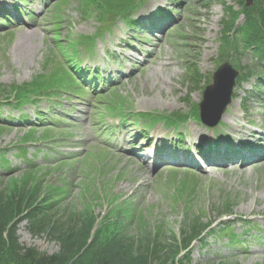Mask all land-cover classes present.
<instances>
[{
    "label": "rangeland",
    "instance_id": "1",
    "mask_svg": "<svg viewBox=\"0 0 264 264\" xmlns=\"http://www.w3.org/2000/svg\"><path fill=\"white\" fill-rule=\"evenodd\" d=\"M7 1L0 0V8ZM57 1L46 0L45 4L42 0H31L21 8L26 18L24 22L0 29V85L29 83L37 75H43V80L49 81L61 66L52 34L60 33L61 41L70 44L68 39L76 40L78 44L79 35L91 39L98 34L101 24L95 15H81L79 0H69L63 5L56 24L60 28L55 32L53 24L57 17L55 10L51 14L50 10ZM223 4L234 6L236 11L241 8L234 0H146L138 2L139 7L133 17L151 29L135 31L120 18L113 22L111 32L97 41L93 53H82L79 66L86 70L89 64H96L110 72V76L113 72L119 78L114 91L127 102V112L124 113L144 111L150 113L151 117L146 120L131 118L123 126V134H116V137L112 134L114 137L106 139L102 137L100 124L95 125L96 119L91 113L93 107L102 108L97 97L92 100L90 95L77 98L59 93L51 104L47 101L37 104L38 111L46 112L43 116L49 125L55 117L63 120L55 122L61 131L52 132L53 137L55 133H61L55 138V150H45L42 141L45 138L42 136L47 130L41 128L34 127L33 140L27 142L22 138L30 131L29 127L8 126L0 134V149H6L8 160L18 167V172L12 178H4L1 184L5 185L9 179H18L31 161L40 167L38 170L41 173L50 172L43 180L46 184H69L60 204L65 208L71 206L70 209L81 211L83 204H86L81 196L83 193L87 204L94 206L93 212L98 216L110 210L118 201L121 203L126 199V202L134 204L137 211L144 213L147 230L153 233L157 228L162 229L170 243L173 238L177 240L181 236L188 218H196L203 224L210 223L213 232L208 233L209 238L203 242L207 246L202 249L198 243L191 246L190 264H211L219 260L229 264H264V155L253 162L236 163L234 166L208 168L205 163L202 164L203 168L188 167L187 172L178 170L172 173V168L168 167H176L177 162L163 160L161 156L155 163L142 164L136 154L144 145L139 141L143 128H147L154 137L170 136L172 131L161 117L167 118L177 111L188 114L192 105L200 102L203 82L211 81L221 61L219 38ZM166 8L176 14L169 15ZM159 10H162L163 21L166 17L169 20L167 28L157 30L162 21L158 19L152 22L151 18ZM29 13H32V19L28 18ZM243 21L244 14L241 13L236 24L241 25ZM113 53L119 56L121 68H118V62H112ZM69 55L74 53L69 52ZM235 61L233 57L227 58L232 66H236ZM252 63V55L247 54L237 65L251 68ZM192 64L202 75L195 88L184 79L185 69ZM257 83V77H254L246 83L235 85L232 107L237 112V118L226 117L220 123L229 136L214 137L206 130L207 138H201L197 135L201 127H189L188 124H185L186 132H180L190 136L192 142L220 146L228 137L234 142L237 136L232 133L241 130L243 141L264 145V84ZM189 91H192L190 96H186ZM112 93L110 91L106 97L109 98ZM22 110L32 114L36 108L33 104H27ZM1 113L8 114V107H4ZM13 115H18V111H14ZM156 119V124L151 126L150 121ZM104 123L101 124L103 128ZM250 135L255 137L250 138ZM28 142H37V147L24 144ZM120 143L124 144L122 148L126 151L119 147ZM14 146L26 149L23 162L14 159ZM132 147L139 151H133ZM63 160H67V163H60ZM40 172L35 176L42 178ZM180 184L189 187L185 193L178 188ZM103 202L109 206L105 207ZM225 205H232L230 215L236 217L237 222L231 227L240 243L230 242L218 231L222 225L219 221L225 219L224 216L220 218L219 213ZM243 219L254 222L250 225L253 230H248L250 227ZM130 231L136 234L135 229ZM211 233L214 235L211 236ZM18 236L20 243L28 248L48 254L58 250L55 241L46 237H32L25 222L20 224Z\"/></svg>",
    "mask_w": 264,
    "mask_h": 264
},
{
    "label": "trees",
    "instance_id": "2",
    "mask_svg": "<svg viewBox=\"0 0 264 264\" xmlns=\"http://www.w3.org/2000/svg\"><path fill=\"white\" fill-rule=\"evenodd\" d=\"M84 2L87 6L91 3L99 7L100 4L104 5L108 11L118 8L125 11L132 5L129 0ZM237 2L242 6L243 0ZM225 9L230 16L229 20H222L224 30L227 29L223 39L226 44H231L230 33L239 13L228 7ZM242 11L245 20L234 29L235 36L244 45V50L253 52L255 58L264 63V0H256L254 8H242ZM234 46L236 50L237 41ZM242 70L244 77L248 71ZM262 75L264 77V71ZM199 76L194 68L190 70L188 80L196 83ZM60 82L64 81L61 79ZM25 88L10 87L7 90L0 86V99L8 98L13 92L18 93L17 98H20ZM1 165L10 169L3 156H0ZM34 174V170L27 172L18 179H9L5 185L0 181V264H183L182 260L177 259L180 253L194 239L200 238L208 227L199 221L190 220L185 224L186 229L182 230L181 240L173 238L174 244L171 245L162 229L154 233L148 231L142 217L138 215L137 236H133L130 230L135 214L132 209L125 207L115 213L116 220L106 218L92 234L95 216L89 209L76 212L60 205L67 185L44 187L45 174H41L42 178ZM224 213H229V210ZM22 222L27 223V231L31 236H45L58 243V252L49 255L21 245L18 226ZM188 262V256L184 257V263Z\"/></svg>",
    "mask_w": 264,
    "mask_h": 264
},
{
    "label": "water",
    "instance_id": "3",
    "mask_svg": "<svg viewBox=\"0 0 264 264\" xmlns=\"http://www.w3.org/2000/svg\"><path fill=\"white\" fill-rule=\"evenodd\" d=\"M236 76L237 73L227 64L216 71L213 76V85L207 87L204 92V100L200 104L202 112L213 111L218 114V117L220 116L225 106L230 102Z\"/></svg>",
    "mask_w": 264,
    "mask_h": 264
},
{
    "label": "bare ground",
    "instance_id": "4",
    "mask_svg": "<svg viewBox=\"0 0 264 264\" xmlns=\"http://www.w3.org/2000/svg\"><path fill=\"white\" fill-rule=\"evenodd\" d=\"M230 108H233V107L231 106ZM227 117H229V118H231V119H236V118H237V112L232 110V112L230 113V115L227 116ZM241 132H242L241 130L238 131V133H241ZM197 133H198V134H202V133H200V132H197Z\"/></svg>",
    "mask_w": 264,
    "mask_h": 264
}]
</instances>
